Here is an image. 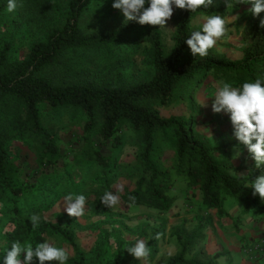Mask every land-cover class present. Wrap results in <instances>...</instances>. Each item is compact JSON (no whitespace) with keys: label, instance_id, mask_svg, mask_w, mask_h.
I'll return each instance as SVG.
<instances>
[{"label":"rangeland","instance_id":"1","mask_svg":"<svg viewBox=\"0 0 264 264\" xmlns=\"http://www.w3.org/2000/svg\"><path fill=\"white\" fill-rule=\"evenodd\" d=\"M16 2V10L9 13L8 0L1 1L0 53L6 49L4 57L7 65L22 61L34 43L46 40L51 30L61 28L69 4L68 0ZM114 2L93 0L82 13L79 28L85 35L94 32L120 35L121 43L119 40L116 42L120 43L118 49L111 46L107 54L96 48L66 52L64 60L59 63L68 71L65 77L76 78L86 72L89 79L109 85L130 84L150 78L147 31L152 26L126 21L122 12L112 7ZM252 6L249 0H213L210 7L219 9L217 14L225 18L228 31L208 50V55L230 61L241 57L245 47L242 31L253 16L250 11ZM177 12L178 8L173 6V15L164 28L155 26L160 31L167 52L173 46ZM259 15L264 21V12ZM206 16L209 15H197L190 23L191 28L201 30ZM110 54L111 60L106 61V56L109 58ZM187 55L194 57L190 49ZM220 86L209 74L197 85L180 87L181 98L178 97L169 106L154 107L163 118L184 116L193 119L195 134L214 149L219 162L246 168L255 161L247 148L234 137L230 115L212 111L213 94ZM9 104L12 105L11 102ZM70 113L69 109H63L57 112L46 110L42 114V124L57 136L58 158L52 166L41 160L40 146L28 133L19 136L13 132V136L10 135L7 146L10 155L8 175L23 194L30 192L35 195V203H42L40 207L34 206V212H29L26 217L38 214L42 218L40 224L49 222L58 226L61 233L43 230L40 225L35 230L31 225L27 231L18 233L16 227L4 219V213L11 205L9 196L0 190V264H4L7 251L17 240L22 244L31 243L33 247L45 241L64 247L69 252L66 264H110L118 251L133 246L137 240H144L148 244L152 237L155 238V248H150V255L146 259L137 260L128 253L122 256L121 264H166L182 249L181 240L174 236L176 229L183 230L186 235L197 234L193 248L185 254L187 259L195 258L207 264H264V217H260L254 208L244 209L240 202L227 195L222 196V214L215 209H206L201 205L200 191L188 188L183 178L177 176L174 177L173 189L168 192L172 202L165 212L124 203L121 195L126 190H132L136 182V176L131 178L127 171L138 151L135 133L122 126L115 135L120 143L116 147L113 146L114 137L104 141L96 132L86 133L84 116L77 111L73 115ZM220 146L224 148L219 149ZM237 150L240 153L238 156ZM96 152L119 168L118 177L107 188V191L120 196L119 204L111 209L100 201L106 189L103 190L96 180L99 174L94 158ZM159 157L158 165L169 168L174 152L165 146ZM92 165L94 168L89 170ZM241 174L247 175V169L242 170ZM47 178H52L49 179L51 183L44 185L45 195L38 200L36 188L42 186ZM121 186L122 191H119ZM69 193L85 195L83 216L69 217L64 210L63 199ZM9 235L12 236L9 238ZM65 235L72 236L75 246L65 239ZM32 264H39L38 259L34 258ZM52 264L58 262L53 261Z\"/></svg>","mask_w":264,"mask_h":264},{"label":"trees","instance_id":"2","mask_svg":"<svg viewBox=\"0 0 264 264\" xmlns=\"http://www.w3.org/2000/svg\"><path fill=\"white\" fill-rule=\"evenodd\" d=\"M92 1L68 0V13L61 28L51 30L46 40L34 43L22 61L7 65L4 57L6 49L0 53V190L9 196L11 205L4 213L5 221L14 225L18 233L25 232L31 226L30 217L26 214L33 213L34 206L42 205L35 203V195L30 192L23 194L8 175L10 135L13 136V132L19 136L28 133L40 146L41 160L52 166L58 158L57 136L42 124V114L46 110L57 112L63 109H69L70 115L77 111L84 116L86 133L96 132L104 141L114 137L113 146L116 147L120 143L115 135L122 126L135 133L138 151L127 171L131 178L136 176V182L132 190H126L121 195L124 203L165 212L172 202L168 192L173 189L174 177L177 176L183 178L188 188L200 191L201 205L206 209H215L222 214V196L229 195L244 209L252 207L260 217H264V200L259 195L253 196V189L250 188L252 181L264 175V164L256 167L254 162L243 168L219 162L214 149L195 134L193 119L184 116L163 118L154 107L169 106L175 99L181 98L180 87L197 85L209 74L215 81L227 82L233 87L254 82L258 77L264 78V26L261 25L260 15H253L246 22L242 31L245 42L242 55L238 60L230 61L215 55H187L189 47L186 40L194 32L191 21L197 15L217 14L219 9L201 7L195 12L178 9L174 19L173 46L169 52L162 44L158 28L152 26L147 31L150 78L130 84L109 85L89 79L86 72L76 78L65 77L68 71L59 66L66 52L78 48H96L106 54L111 46L118 49L122 41L120 35L106 32L85 35L81 32L79 19ZM148 6L146 3L145 7ZM136 31L139 32V29ZM118 40L120 43L117 44ZM111 58L112 54L105 60ZM165 146L174 152L169 168L158 165L162 147ZM94 156L99 173L96 180L107 191L111 181L118 177L119 168L97 152ZM93 168L92 165L88 169ZM244 169L248 174L239 176ZM47 179L36 188L38 200L45 195L44 185L51 183L49 179L52 178ZM130 196L135 197L134 204L129 200ZM40 228L61 233L58 226L49 222L41 223ZM174 236L181 240L182 249L166 264H207L195 258H186L185 254L193 248L197 239L196 233L186 235L183 230L176 229ZM65 239L75 246L71 235H65ZM154 241L152 237L148 243L150 248H155ZM126 254V249L118 251L110 264H121L122 256Z\"/></svg>","mask_w":264,"mask_h":264},{"label":"clouds","instance_id":"3","mask_svg":"<svg viewBox=\"0 0 264 264\" xmlns=\"http://www.w3.org/2000/svg\"><path fill=\"white\" fill-rule=\"evenodd\" d=\"M146 3L149 4L148 7H145ZM212 3L213 0H115L112 7L120 10L126 21L164 28L173 15V6L195 12L201 7H210ZM249 3L253 5L250 9L253 15L264 12V0H249ZM16 8V0H8L7 11L12 13ZM261 25L264 26V21ZM227 31L224 17L218 14L209 15L205 17L202 29L192 32L186 44L194 57L197 55L204 57L208 55L209 49L226 36ZM219 84L221 86L213 94L212 111L230 115L234 137L247 148L256 167H259L264 164V78L258 77L254 82H245L241 87H233L223 81ZM239 154L237 150L236 155ZM239 176L244 177L242 174ZM250 188L253 189V196L259 195L264 200V175L252 181ZM119 191H122V186ZM129 200L135 203V197L130 196ZM100 201L105 207L111 209L119 204L120 196L118 193L106 191ZM85 204L86 197L83 194L69 193L63 199L64 210L69 217L83 216ZM29 219L35 230L39 227L42 218L38 214H32ZM126 251L137 260H141L150 255L151 249L144 240H137L133 246H126ZM34 258L38 259L39 264H51L53 261L66 264L69 252L64 247L54 246L47 241L33 247L31 243L22 244L17 240L7 251L4 264H32Z\"/></svg>","mask_w":264,"mask_h":264}]
</instances>
